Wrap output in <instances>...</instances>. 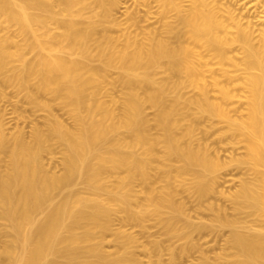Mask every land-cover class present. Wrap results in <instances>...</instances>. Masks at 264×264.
<instances>
[{
  "label": "bare ground",
  "instance_id": "6f19581e",
  "mask_svg": "<svg viewBox=\"0 0 264 264\" xmlns=\"http://www.w3.org/2000/svg\"><path fill=\"white\" fill-rule=\"evenodd\" d=\"M128 1L0 0V91L44 112L0 114V264H264V0ZM147 220L182 246L122 229ZM202 230H226L212 257Z\"/></svg>",
  "mask_w": 264,
  "mask_h": 264
},
{
  "label": "rangeland",
  "instance_id": "374dc122",
  "mask_svg": "<svg viewBox=\"0 0 264 264\" xmlns=\"http://www.w3.org/2000/svg\"><path fill=\"white\" fill-rule=\"evenodd\" d=\"M122 2H125V3H123L121 5L122 8L120 9V12H119V14H117V16H118V19L120 21L124 22L128 16V12H125V9H126V7H131V2L128 0H122ZM128 10H130V8H128ZM0 92H1L0 93V114L1 115L3 114L5 121H7V128H8L7 131L10 132V131L14 130V128L16 129L15 126L18 125V128H19V126L22 127V129L26 133V132L30 131V129H31L30 126L33 125V124H31V122H34V123L42 122L41 119H43L42 117L44 115V112L31 110V107H29V105H27L26 101H24L25 97L23 96L24 95L23 92H18L14 87H12L10 85H2ZM15 102H17V104H15ZM147 111H148V113H150L149 110H147ZM54 112L56 113L57 116H59L60 119L64 120L65 122H67V123L71 122L68 115L62 109L56 107V108H54ZM213 136L214 135H212V137L210 136L208 138V142L210 141V144L214 145V147L212 146V149L215 148L216 144L218 145V139L216 140V138H215V140L217 141L216 142L214 140ZM212 141L215 144L212 143ZM213 151H214V149L211 150V152H213ZM42 160H43L44 164L46 165L45 167L52 169V171L55 170V172L60 171V169H61V154L59 153L58 148L54 149L51 154L44 153ZM227 186L228 185L222 186L224 189L222 191H224V193L227 192V190L231 191V189H232V186H230V187L228 186L229 188ZM79 187H80V185L76 186L75 188H79ZM220 187H221V185H220ZM220 187L218 188V190L219 189L221 190ZM225 187H227L226 190H225ZM181 194H179L178 198L179 197H180L179 199L182 198V200L185 203L188 201L187 204L191 205L190 208H192V209L190 210L189 209L190 205L188 206L186 204V206L188 207V208L186 207V209L189 210V211L187 210L189 212V214L190 213L194 214L193 212H195V214H196L197 211L194 210V205H193L194 202L192 201V199L190 197L187 198V196L185 194L184 195L186 197L182 196ZM59 196H60V194H56L55 199H57ZM183 197H184V199H183ZM209 197H211V198L210 199L207 198V200L209 199L210 202H212V203L215 201L218 202V204L216 203V205L221 207L223 210H225L226 213L229 214L230 210H229V206L227 205L228 201L224 200V202H223V198L221 200L220 199L221 197L219 195H217V197L219 199L216 197L213 198L214 196L212 194ZM190 202H193V203L191 204ZM221 203L224 205H221ZM223 207H226V208L224 209ZM226 209H227V211H226ZM190 211H193V212H190ZM208 213L209 212L206 213V211L205 212L201 211V212H199V215H191V214L190 215L193 216V219H195V220H197L196 219L197 217H199V218L201 217L200 219H202V220H207L209 218ZM194 217H196V218H194ZM119 222L120 221L115 220L113 222V224H114L113 227H115V228L120 227L121 228V224ZM125 224L126 225H123L122 229H124L126 232H128V233L130 232V234L134 235L137 238L138 242L143 244V245L149 246L150 240L157 239V240L161 241L163 246H166L169 243H172L173 245H175L176 248H180L182 246V243H181L182 241H176L175 239H172V238L170 239L168 236L164 235L163 232L158 229V227L154 226L155 223H153L152 220H147L144 223V227H141V226H138L135 224H131V223H125ZM145 230L150 232L151 237H147V235L144 233ZM202 231H203V233H202ZM202 231L196 232L197 234L194 232L192 234L193 240L195 242H197L198 245L200 244L199 245L201 247L200 249L204 250V252L209 257H212L219 250L218 248L221 246L220 243H222L221 239H223V235L226 233V230H222L219 233L218 237H217L218 234L216 232L212 233L211 231H208V230H202ZM200 234H202V235H200ZM196 235H198V236H196ZM112 236L110 234H106L105 239L102 242V246L106 251H112L114 249V240H113ZM221 236H222V238H221ZM134 250H135V252L139 258V261L141 262L140 264H153V263H146V261H148V259H149L148 257H150V256H151L150 257L151 260L155 259V257L153 255L149 256L148 254L144 253L139 247L134 248ZM198 255H199V252L196 249H194L193 251L190 250L188 253H186L184 255L178 254L177 258L175 259L174 264H199ZM161 261H162V264H173L170 260L168 251H166L165 249H163V251L161 252Z\"/></svg>",
  "mask_w": 264,
  "mask_h": 264
}]
</instances>
